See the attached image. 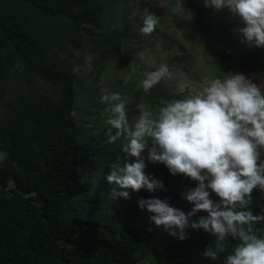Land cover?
<instances>
[{
	"label": "trees",
	"instance_id": "trees-1",
	"mask_svg": "<svg viewBox=\"0 0 264 264\" xmlns=\"http://www.w3.org/2000/svg\"><path fill=\"white\" fill-rule=\"evenodd\" d=\"M135 1L0 0V264H264V149L243 171L219 159L178 173L152 163L129 189L117 174L134 159L124 113L181 101L167 76L138 90L130 76L118 95L104 92L111 61L138 76L152 71L135 56V46L155 49L142 40ZM166 1L173 11L183 2ZM193 1L208 14L194 30L206 53L264 81L263 45L243 54L207 38L214 28L219 41L238 31L211 16L226 0ZM177 41L168 66L186 67L194 53ZM85 50L95 72L78 75ZM132 91L134 100L124 98ZM113 107L124 108L119 121L103 120ZM215 126L190 137L200 157L239 142H220Z\"/></svg>",
	"mask_w": 264,
	"mask_h": 264
},
{
	"label": "rangeland",
	"instance_id": "rangeland-1",
	"mask_svg": "<svg viewBox=\"0 0 264 264\" xmlns=\"http://www.w3.org/2000/svg\"><path fill=\"white\" fill-rule=\"evenodd\" d=\"M133 9L141 15L139 28L143 42L155 46L152 50L149 47L138 50L135 46V56L145 71H152L138 76L135 70L111 61L102 79L104 92L109 98L118 95L117 90L124 87L130 76L139 81L133 90L144 87L156 75L167 76L164 79L175 85L181 101L178 104L165 103L158 111L143 103L138 106V113L131 110L124 113L125 117L120 121L128 123L134 158L132 163L121 164L118 168L117 174L125 189L146 174L152 163L172 167L175 173L187 169L206 171L218 159L225 164V171L232 172L243 171L254 164L264 149V81H256L239 68H229L215 50L211 56L206 53L198 41L199 37L202 40L201 36L194 30L203 29L204 16L208 14L195 1L183 0L173 11L166 0H157L155 6L150 0H137ZM211 16L220 22L221 28H224L221 20L228 19L231 24H225L227 29L234 24H239L240 29L227 31L219 41V31L212 27L214 31L209 32L207 38L216 50L226 45L246 54L255 45L264 46V0H226ZM246 23L249 27H243ZM153 25L155 29H149ZM177 39L194 53V56L185 55L190 61L186 67L180 65L182 59L168 66ZM77 57L83 61L82 66L75 68L78 75L95 72L92 53L85 50ZM135 93L132 91L129 95L127 92L124 98L134 100ZM204 100L201 112L191 117L184 115ZM123 109H105L103 120L119 121L115 116ZM212 119H216L215 133L220 142L235 138L239 142L225 151H216L214 155L209 153L213 148L210 145L200 157L196 148L199 141H191L190 137L210 128ZM228 126L231 127L229 134Z\"/></svg>",
	"mask_w": 264,
	"mask_h": 264
},
{
	"label": "water",
	"instance_id": "water-1",
	"mask_svg": "<svg viewBox=\"0 0 264 264\" xmlns=\"http://www.w3.org/2000/svg\"><path fill=\"white\" fill-rule=\"evenodd\" d=\"M14 183H15V181L13 183H11L10 185H13ZM15 185H16V183H15ZM35 194H37V193L35 192Z\"/></svg>",
	"mask_w": 264,
	"mask_h": 264
}]
</instances>
